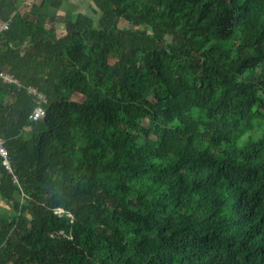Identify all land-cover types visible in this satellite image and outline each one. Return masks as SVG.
Returning <instances> with one entry per match:
<instances>
[{"label":"trees","instance_id":"1","mask_svg":"<svg viewBox=\"0 0 264 264\" xmlns=\"http://www.w3.org/2000/svg\"><path fill=\"white\" fill-rule=\"evenodd\" d=\"M28 4L0 1V264H264V0Z\"/></svg>","mask_w":264,"mask_h":264},{"label":"built area","instance_id":"2","mask_svg":"<svg viewBox=\"0 0 264 264\" xmlns=\"http://www.w3.org/2000/svg\"><path fill=\"white\" fill-rule=\"evenodd\" d=\"M9 23H10V20L0 19V36L8 30ZM0 80L5 84L19 85V82L17 79H15L12 75L4 73L2 71H0ZM28 91L32 93L33 95H35L38 101L43 100L42 95L36 93L34 89L30 88ZM44 115H45L44 110L40 106H38L34 108L33 112L29 116V119L31 121H36L38 119H41ZM0 158L2 159V165L4 166V168L8 170L9 172H11L9 160L7 158V151L3 145L1 138H0ZM60 212H61L60 210H57L55 213L60 214Z\"/></svg>","mask_w":264,"mask_h":264},{"label":"crops","instance_id":"3","mask_svg":"<svg viewBox=\"0 0 264 264\" xmlns=\"http://www.w3.org/2000/svg\"><path fill=\"white\" fill-rule=\"evenodd\" d=\"M4 1L12 4V6H14V7L20 8L25 3L39 4L41 0H4ZM64 2H65V7H64L65 10H68L67 6H69V5L73 6V8H75L76 5L79 6V4H80V0H64ZM78 6L76 7V10H74V11L78 12L81 10V9L79 10ZM61 12H63V11H61ZM0 209L1 210H5V209L8 210V207L1 200H0Z\"/></svg>","mask_w":264,"mask_h":264},{"label":"rangeland","instance_id":"4","mask_svg":"<svg viewBox=\"0 0 264 264\" xmlns=\"http://www.w3.org/2000/svg\"><path fill=\"white\" fill-rule=\"evenodd\" d=\"M25 4H28V3H25ZM80 5V4H79ZM75 6V5H74ZM78 5H76L75 6V8H73V6H71V5H69V6H67V8H68V10L67 11H72V12H75L74 10H76V7H77ZM79 7V9H80V6H78ZM258 133L257 132H255V135H257Z\"/></svg>","mask_w":264,"mask_h":264}]
</instances>
